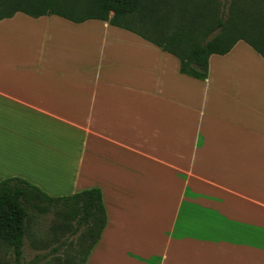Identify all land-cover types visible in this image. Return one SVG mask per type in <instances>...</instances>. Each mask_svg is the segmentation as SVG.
<instances>
[{"label": "crops", "instance_id": "obj_1", "mask_svg": "<svg viewBox=\"0 0 264 264\" xmlns=\"http://www.w3.org/2000/svg\"><path fill=\"white\" fill-rule=\"evenodd\" d=\"M252 28L263 49L264 16ZM134 30L150 42L98 20H0V182L99 189L86 264H264V56L239 41L200 82Z\"/></svg>", "mask_w": 264, "mask_h": 264}, {"label": "trees", "instance_id": "obj_2", "mask_svg": "<svg viewBox=\"0 0 264 264\" xmlns=\"http://www.w3.org/2000/svg\"><path fill=\"white\" fill-rule=\"evenodd\" d=\"M87 1L84 11H79L74 2L68 3L72 0H30L36 9L17 7L4 12L2 7L8 6L10 0H0V20L16 13L33 19L57 16L75 24L98 20L148 40L134 32L132 25H141L157 41L152 42L155 46L179 61L181 75L200 82L208 77L209 57L228 54L239 41L264 56V44L263 49L257 47L251 36L255 20L264 16V0ZM166 30H171L169 36L163 32ZM47 209L55 210L57 221L52 228L58 236L54 239L57 246L52 251L65 246L67 240L68 246L81 253V264H86L106 226L101 191L96 188L69 197H50L26 180L11 178L0 182V243L12 251V264H50L45 255L26 262L23 250L25 241L35 243H31L35 215L47 214ZM63 235L66 240L60 241ZM48 246L45 244L43 249Z\"/></svg>", "mask_w": 264, "mask_h": 264}, {"label": "rangeland", "instance_id": "obj_3", "mask_svg": "<svg viewBox=\"0 0 264 264\" xmlns=\"http://www.w3.org/2000/svg\"><path fill=\"white\" fill-rule=\"evenodd\" d=\"M87 0H72V2H68L70 4L75 3L77 4L76 8L78 7L79 11H84V7L87 5ZM81 5H84L83 7ZM17 7H20L25 10H34L36 9L33 4H31L30 0H10V3L8 6L2 7V11H11ZM1 8V7H0ZM88 11V8H87ZM0 14L1 9H0ZM110 16L112 14L110 13ZM131 26V24H130ZM134 28L135 26L132 25ZM166 36H169L171 33V30L163 31ZM147 35H150L149 33ZM47 214L40 213L35 215L34 224L31 228V232L33 234V240H31V243L35 241L33 245H30L29 241H25L24 246V259L26 262H29L30 260H33L36 255H45L46 260L50 264H81L82 255L79 252L77 248H72L68 246L66 237L63 235V237H60V241L66 240L65 246L61 247L58 251L53 252V247L57 246V243H55L54 239L56 240V234L52 232V228L57 223L56 217H55V210L53 209H47ZM59 240V239H58ZM48 245V249L44 250L43 246ZM103 246V245H102ZM92 254V251H91ZM90 254V256H91ZM90 256L88 258V261L90 259ZM68 259H71L72 262H68ZM87 261V262H88ZM13 262V254L12 251L8 248H6L2 243H0V264H12Z\"/></svg>", "mask_w": 264, "mask_h": 264}]
</instances>
